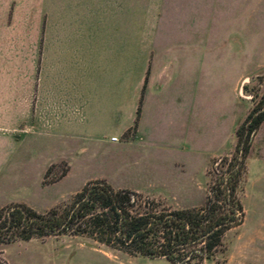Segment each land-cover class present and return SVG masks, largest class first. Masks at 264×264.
<instances>
[{
    "label": "rangeland",
    "instance_id": "374dc122",
    "mask_svg": "<svg viewBox=\"0 0 264 264\" xmlns=\"http://www.w3.org/2000/svg\"><path fill=\"white\" fill-rule=\"evenodd\" d=\"M250 26L243 24L240 33L216 27L209 31L208 56L192 64V121L177 122L169 103L157 105L149 140L123 145L109 141L112 135L120 138L121 129L116 126L80 133L74 113L49 128H35L18 140L10 136L11 127L20 130V120L25 117L21 110L12 118V93L16 88L25 89L26 74L32 66L33 73L38 72L40 49L0 48V204H23L43 213L69 204L90 181H103L114 190L136 189V193L176 209L189 201L187 194L194 200L202 197L194 180L203 182L206 195L219 176L215 161L220 156L210 157L233 152L236 128L264 92V63L255 62L249 55ZM131 44L129 109L134 120L137 65L132 61L148 56L150 47H136L133 39ZM78 50L83 51L80 57L92 54L89 48ZM64 83L73 106L74 80ZM186 83L182 79L168 80L159 98L168 95L170 99L171 91L185 88ZM25 97L24 91L18 97L24 105ZM245 174L236 190L242 207L241 222L224 233L220 249L201 264H264V123L252 137ZM176 180L179 185L175 187L172 181ZM165 187L184 190L162 195L159 192ZM38 250L54 253L50 258L59 264H170L164 259L130 257L89 238L71 236L10 245L5 254L13 261L18 252L35 256Z\"/></svg>",
    "mask_w": 264,
    "mask_h": 264
},
{
    "label": "crops",
    "instance_id": "0c3cea01",
    "mask_svg": "<svg viewBox=\"0 0 264 264\" xmlns=\"http://www.w3.org/2000/svg\"><path fill=\"white\" fill-rule=\"evenodd\" d=\"M242 23L251 24V59L264 63V0H0V48L40 49L38 72L34 74L32 66L25 89L16 88L12 93V116L24 110L25 117L20 120V130L11 127L10 136L18 140L74 113L80 133L116 126L121 129L120 138L110 136L109 141L116 138L111 143L146 141L152 136L149 126L157 117V105L166 103L171 105L175 121H192V64L208 56L212 28L240 33ZM132 39L136 47H150L148 56L132 61L137 65L134 120L129 109ZM84 48L92 49L90 57H80L83 51L78 49ZM174 78L185 80L186 87L172 90L170 99L168 95L159 98L161 89ZM69 79L75 86L73 106L64 83ZM23 91L25 105L18 98ZM192 183L202 197L194 200L185 195L189 201L179 209L203 204V182ZM172 185L179 183L172 181ZM181 190L184 188L165 187L159 193L174 195L172 191ZM13 204L5 201L0 208ZM22 242L2 246L3 264H59L50 258L54 253L40 250L35 256L18 252L13 261L8 259L6 247Z\"/></svg>",
    "mask_w": 264,
    "mask_h": 264
},
{
    "label": "trees",
    "instance_id": "16d2710c",
    "mask_svg": "<svg viewBox=\"0 0 264 264\" xmlns=\"http://www.w3.org/2000/svg\"><path fill=\"white\" fill-rule=\"evenodd\" d=\"M263 122L264 92L236 128L233 152L216 159L219 176L201 206L176 209L90 181L69 204L43 213L23 204L0 208V247L49 237H86L130 257L201 264L220 249L224 233L241 222L236 190L245 178L252 137Z\"/></svg>",
    "mask_w": 264,
    "mask_h": 264
},
{
    "label": "built area",
    "instance_id": "2783aa9c",
    "mask_svg": "<svg viewBox=\"0 0 264 264\" xmlns=\"http://www.w3.org/2000/svg\"><path fill=\"white\" fill-rule=\"evenodd\" d=\"M111 142H115L116 141V138H111L110 139ZM0 263L3 264V262L0 260Z\"/></svg>",
    "mask_w": 264,
    "mask_h": 264
}]
</instances>
